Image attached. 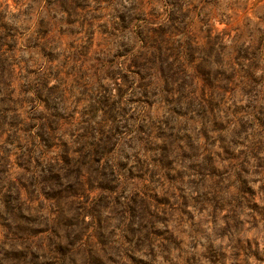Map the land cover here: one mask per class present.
Instances as JSON below:
<instances>
[{
	"label": "clouds",
	"instance_id": "9594fccd",
	"mask_svg": "<svg viewBox=\"0 0 264 264\" xmlns=\"http://www.w3.org/2000/svg\"><path fill=\"white\" fill-rule=\"evenodd\" d=\"M0 64V264H264V0H0Z\"/></svg>",
	"mask_w": 264,
	"mask_h": 264
},
{
	"label": "trees",
	"instance_id": "16d2710c",
	"mask_svg": "<svg viewBox=\"0 0 264 264\" xmlns=\"http://www.w3.org/2000/svg\"><path fill=\"white\" fill-rule=\"evenodd\" d=\"M3 72V65L0 64V74H2ZM106 145L105 146H101V151L105 150ZM65 164L68 165V167H70V163L67 157H65ZM43 182L48 186V188L50 189L51 193H47L45 192V196L47 197H56L57 198H62L64 196H66L69 193H76L79 190V187H77V190H74V186L73 185H68L66 188L62 187L60 185V177L57 175V172L53 170V167L50 165L48 166V174L46 176L43 177ZM22 186L25 190L29 191V194H31L30 188L28 184H23ZM31 183V182H29ZM101 188H106L109 189V186H103L100 184ZM0 189H2V185H0ZM64 193H66L64 195ZM16 195H13L12 191H3L0 190V208H3L5 211H7L10 214H13L14 216H19L20 214L18 213V208H19V204L16 203ZM5 217L3 215H0V221L4 222ZM18 228H20V225L17 226Z\"/></svg>",
	"mask_w": 264,
	"mask_h": 264
},
{
	"label": "rangeland",
	"instance_id": "374dc122",
	"mask_svg": "<svg viewBox=\"0 0 264 264\" xmlns=\"http://www.w3.org/2000/svg\"><path fill=\"white\" fill-rule=\"evenodd\" d=\"M211 51H212V44L210 42L209 43V54H211ZM188 52H189V55H191V52H192L191 47H189ZM198 70H199L200 73L203 74V76H204V78L206 80H207L209 74L212 73V70L207 66V62L206 61H204L200 65H198ZM216 74L217 73H212L213 77H215ZM209 83H210V81H209ZM166 152H167L166 148L162 150V157H161V162L162 163H166V158H165L166 157ZM65 165L68 166L67 164H65ZM99 184H101L103 186H109L110 188L109 189L98 188V189H96L97 191H104V192H111L112 191V189H111L112 185H111L110 181L107 179V177H101L100 180H99ZM73 186H74L73 189L77 190L78 186H76V185H73ZM47 193H51V192L47 191ZM65 194L66 193H64V195ZM62 198H64V197H62ZM55 199H56V197H55ZM61 199L57 198L56 200L59 201ZM133 214L135 215V210H133ZM59 219L66 225H71L73 223V220L65 217L63 215V213H61V216L59 217ZM21 228H23V225H20V228H18V229H21ZM6 255H10V254L6 253ZM12 255H14V254H12ZM209 255L213 258V262L215 264V252L211 248L209 249ZM92 261H93V264H102V262L97 257H92Z\"/></svg>",
	"mask_w": 264,
	"mask_h": 264
}]
</instances>
